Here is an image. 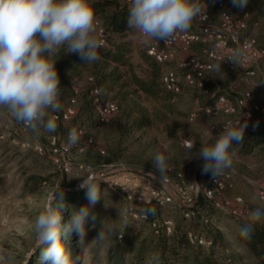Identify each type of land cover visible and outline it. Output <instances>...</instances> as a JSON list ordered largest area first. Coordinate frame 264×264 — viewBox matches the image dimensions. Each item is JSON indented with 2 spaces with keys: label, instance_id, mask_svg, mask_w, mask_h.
I'll list each match as a JSON object with an SVG mask.
<instances>
[{
  "label": "rangeland",
  "instance_id": "1",
  "mask_svg": "<svg viewBox=\"0 0 264 264\" xmlns=\"http://www.w3.org/2000/svg\"><path fill=\"white\" fill-rule=\"evenodd\" d=\"M219 1L232 15L249 13L245 33L256 39L260 49L264 48V0H248L243 8L234 6L232 0H204L209 22L214 26L219 22ZM193 29L195 21L189 30ZM117 38L130 42L135 61V49L145 50L149 44L141 43L134 31L118 35ZM190 50L199 54L201 46L195 44ZM184 56L185 53L178 50L173 60L162 64L164 72L174 71L181 86L178 93L171 94L168 101L131 94L121 104L114 95L118 107L112 118L105 124L86 122L84 138L75 146L70 145L68 138L64 137L65 129L80 125L79 120L85 113L94 116L92 110L84 111L82 108L88 101L86 91L90 63H84L76 53L61 49L59 55L54 57L57 59L55 67L62 87L61 105L63 107L68 98L74 97V106L78 111L76 117L61 125L56 122L57 129L53 133L41 130L37 135L15 122L7 110L0 109V250L11 252L15 264H38L39 250L35 255L32 254L36 244L34 222L44 211L51 191L57 187H62L64 192L82 191V200H79L78 195H64L66 203L61 210L62 224L68 222L72 209L88 203L86 189L79 187L83 180L98 187L102 199L93 209L97 213L96 224L95 227L91 223L87 226L85 241L78 245V237L73 234L67 244L74 254L80 256L81 264H151L154 255L152 239L157 234L152 233L147 223L129 214V204L107 188L105 176L116 171L127 172L126 168L133 167L151 173L156 183L161 185L159 180L163 177L153 164L155 154L160 152L168 157L169 166L173 163L172 159L178 158L175 162L181 167L186 179L184 183L190 180L205 182L204 174L201 173L202 178L198 179L196 173L204 163L199 156L201 144L207 146L213 142L206 135V130H211L215 137L213 126L238 119L241 115V108H236L229 115H192L199 105L213 102L214 96L219 93L225 94L228 101L233 103L234 98L241 93L250 92L251 100L258 105L254 114L264 123L262 58L251 62L249 67L236 64L232 68L221 65V69H217L218 64H214L202 79L204 86L209 89V94H205L196 86L184 84V70L178 66ZM246 69L253 70V73L247 74ZM107 95L112 96L113 93ZM141 122L146 124L141 125ZM169 132L182 137V140L169 137ZM52 136H59L69 149L52 154L49 149ZM183 140L196 142L190 152L186 150L187 145ZM22 141L38 143L44 149L38 152L23 148L20 146ZM64 162L67 163L66 169L62 166ZM232 168L235 170V187L217 194L214 204L224 199L233 202L234 195H241L249 207L264 206V201H260L255 193L257 185L264 179V140L249 150L236 152ZM225 212L217 206L206 204L193 208V216L187 218L179 208L167 205L158 210V215L160 223L166 217L172 219L173 231H191L202 235L210 244L200 245L206 249L212 248L216 255L227 259L230 264H258L236 238L242 221ZM242 220L248 221V215ZM110 228L114 231L108 235ZM100 231L106 233L103 240L96 239ZM121 232L122 237L119 236ZM166 255L170 260L173 259L168 252ZM160 264L166 263L160 260Z\"/></svg>",
  "mask_w": 264,
  "mask_h": 264
},
{
  "label": "clouds",
  "instance_id": "2",
  "mask_svg": "<svg viewBox=\"0 0 264 264\" xmlns=\"http://www.w3.org/2000/svg\"><path fill=\"white\" fill-rule=\"evenodd\" d=\"M96 0H0V109H5L15 122L39 135L43 130L53 133L57 123L52 116L61 110L62 87L55 63L61 49L76 53L84 63L101 60L99 49L105 41L97 35ZM248 0H232L243 8ZM128 6V29L139 35L140 42H171L178 34L187 32L193 21L206 19L207 4L204 0H126ZM240 53H233L230 60L237 62ZM217 69H221L218 64ZM245 124L228 122L222 132L213 137L212 143L201 144L199 156L203 159L202 171L220 176L233 166L236 155L233 142L243 138ZM83 132L73 128L68 143L77 145ZM190 142L186 150L195 146ZM161 177L168 170V157L157 152L153 159ZM151 174V173H149ZM86 189L88 203L79 210H72L67 223L62 224L61 210L65 208L64 189L57 187L48 195L45 209L35 219V248L39 250L38 264H81L78 254L67 246L73 234L78 245L85 241L87 226L95 227L97 213L93 211L102 199L100 189L92 183L79 185ZM249 223L242 225L239 236L250 240L254 224L264 220V209L248 212ZM108 229L107 234H113ZM123 232L119 234L122 235ZM106 233L100 231L96 239L103 240ZM30 259V257H29ZM0 264H15L8 250H0ZM151 264H160L154 254Z\"/></svg>",
  "mask_w": 264,
  "mask_h": 264
},
{
  "label": "built area",
  "instance_id": "3",
  "mask_svg": "<svg viewBox=\"0 0 264 264\" xmlns=\"http://www.w3.org/2000/svg\"><path fill=\"white\" fill-rule=\"evenodd\" d=\"M121 1L126 3V0ZM218 8L219 22L216 26L209 22V15L206 12V19L195 20V29L178 34L167 44L163 41H151L145 49L146 54L159 63L171 61L175 58L178 50L183 51L185 56L178 63V66L184 69V84L196 86L205 94H209V89L204 86L202 79L204 74L213 68L214 64H221L229 68L236 66V64L249 67V64L258 58L264 60V48L260 49L256 39L245 33L250 19L249 13L241 12L238 15H232L221 1L218 2ZM97 35L104 41L103 28L98 20ZM195 44L201 46L199 54L190 50ZM235 52H239L240 55L237 58V62L233 64L230 60ZM246 73L252 74L253 70L246 69ZM91 80V77H88V81L90 82ZM162 83L166 89L174 93L180 91V83L177 82L175 73L172 70L163 73ZM89 95L96 103L95 112L102 121L107 122L116 112L117 103L114 100L103 98L96 87L90 88ZM74 103V97H70L61 111L52 113L53 118L55 120L68 121L75 113ZM236 108H241L240 118L226 120L212 127L214 136H218L228 122H232L233 125L238 126L241 125L242 121L252 118V115L258 109V105L251 100L250 92L245 91L241 93L234 98L233 103L228 101L225 94L219 93L214 96L213 102L199 105L192 115L195 113H204L211 116L220 114L229 115ZM49 143V149L54 155L56 152H66L69 149L67 143L58 144L54 136L51 137ZM184 143L188 145L190 142L185 140ZM20 146L32 148L38 152H42L44 149V146L38 143L30 144L27 141L20 142ZM66 164V162L62 164L65 169ZM105 181L107 188L127 202L142 204L152 212L158 211L167 205L174 208L181 207L184 217L187 218L193 214L191 207L200 193L207 199H212L215 194H220L235 187L234 175L229 170H225L220 176L215 177L208 172L207 184L203 185L194 180L184 183L185 179L175 189L178 198L183 204L180 205L166 189V185H169L167 178H162L161 185H158L150 174L116 171L106 175ZM256 195L260 201H264V179L259 182ZM234 196L233 202L224 199L216 201L215 205L231 214H237L239 208L244 205V200L241 195ZM129 214L141 221L150 219L147 212L137 211L133 207H129ZM148 223L152 227L158 226L155 218L150 219ZM161 224L167 234L173 229V221L170 217L164 218ZM155 231L157 232V230ZM187 237L193 243L201 245L210 244V241H207L202 235L191 231L187 232Z\"/></svg>",
  "mask_w": 264,
  "mask_h": 264
},
{
  "label": "trees",
  "instance_id": "4",
  "mask_svg": "<svg viewBox=\"0 0 264 264\" xmlns=\"http://www.w3.org/2000/svg\"><path fill=\"white\" fill-rule=\"evenodd\" d=\"M94 8L97 20L103 28V37L106 43L105 46L99 49V54L102 57L101 60L90 63L88 76L91 77L92 80L88 83L86 91L88 101H86L82 108L84 111L92 110L94 116H91L90 113H85L81 116L79 120L80 125L73 127L80 132L85 131L84 125L86 122H90L91 124L106 123L102 121L99 115L95 112L96 103L89 95V90L92 87H96L103 98L114 100L117 103V106L118 102L115 100L114 95L118 97L119 103L121 104L125 102L127 96L131 94L144 95L149 98L162 99L166 101L170 99V96H172L171 94H175L173 91L166 89L162 83V75L164 73L162 69L163 63H159L152 59L146 54L144 49H135L137 60H133V48L130 42L126 39L117 38L118 35H123L126 32L133 31L132 29H128L127 18L129 13L127 4L121 0H96ZM261 88L264 93V72ZM109 92H112L113 95L108 96L107 93ZM67 102L63 105L61 110ZM74 108L75 113L69 120L77 116V108L75 106ZM112 116L109 119H111ZM55 121L59 122L58 125H61L60 123L67 122L61 120ZM140 124L143 125L146 124V122H141ZM242 124L246 125V131L244 132L241 141L233 142V147L236 152L249 150L251 147L256 144L259 145L264 140V123L261 122L257 115L253 114L250 120L242 121L241 125ZM73 128L65 129L64 132L66 133L64 137L66 136L68 138V134ZM168 136L174 137L179 141L182 140V137H176V135L171 132L168 133ZM58 137L59 136L55 137L58 144L66 143L61 141ZM177 159V157L172 159L173 163H170L171 165L163 175V178L168 179V183L172 188H176L178 184L185 181L181 173V167L177 166L178 164L175 162ZM106 162H108V160H106ZM201 173L205 176V182L200 180L198 183L200 185H203L204 183L207 184V173H204L202 168L198 169L196 177L198 179L202 178ZM257 188L258 185L255 193ZM64 193L65 196L78 195L80 196L79 200L83 199L81 194L82 191H67ZM127 203L130 207H133L137 211L147 212L150 219L155 218L158 224L156 227H152L148 223L150 219L144 222L149 225L152 233L155 232V234H157L156 238L152 239L154 242L152 249L154 254H159L162 262H165L166 264H230L227 259H223L216 255L212 248L206 249L200 244L190 242L187 237V232L171 230V232L167 235L163 225L160 223L158 211L155 210L152 212L149 208L139 203ZM206 204L216 207L213 200L207 199L200 193L193 208L205 206ZM177 208L182 211L181 207ZM256 208L264 209V206L250 205L249 207L244 201V205L239 208L237 214H231L227 211L225 213L230 214L235 219L241 220V227L242 225L250 222L249 220L243 221L242 219L247 217L250 210ZM72 210H79V208L77 207ZM239 229L236 233L237 240L247 248L251 255L257 260L258 264H264V220L254 224V233L250 240L242 239L239 236ZM155 230H157V232ZM122 236L123 234L121 237ZM167 252L173 257L172 260H170L166 255Z\"/></svg>",
  "mask_w": 264,
  "mask_h": 264
},
{
  "label": "water",
  "instance_id": "5",
  "mask_svg": "<svg viewBox=\"0 0 264 264\" xmlns=\"http://www.w3.org/2000/svg\"><path fill=\"white\" fill-rule=\"evenodd\" d=\"M126 170L129 171V172H135V173H143L144 172V171L138 170V169L133 168V167H128V168H126ZM229 171H231L232 173L235 172V170L233 168L229 169ZM161 180L162 179H160L159 181L161 182ZM166 187L171 189V187L169 185H166ZM171 192H172V190H171ZM172 194H173V197H174L175 201L178 204L183 205L182 202L180 201V199L177 197V195L174 192H172Z\"/></svg>",
  "mask_w": 264,
  "mask_h": 264
},
{
  "label": "bare ground",
  "instance_id": "6",
  "mask_svg": "<svg viewBox=\"0 0 264 264\" xmlns=\"http://www.w3.org/2000/svg\"><path fill=\"white\" fill-rule=\"evenodd\" d=\"M176 189V188H175ZM170 193V192H169ZM176 195H177V193H176V191L174 192ZM172 196H173V194L172 193H170ZM200 195V194H199ZM199 195H198V197H199ZM216 195L217 194H215V196H214V198H212L211 200H213V201H215V199H216ZM178 197V196H177ZM198 197L196 198V200L198 199ZM235 197V196H234ZM234 197H233V199H234ZM196 200L193 202V205H192V211H193V206H194V204H195V202H196ZM182 215H183V211H182ZM184 216V215H183ZM192 216V215H191ZM190 216V217H191Z\"/></svg>",
  "mask_w": 264,
  "mask_h": 264
},
{
  "label": "crops",
  "instance_id": "7",
  "mask_svg": "<svg viewBox=\"0 0 264 264\" xmlns=\"http://www.w3.org/2000/svg\"><path fill=\"white\" fill-rule=\"evenodd\" d=\"M170 187H171V186H170ZM171 188H172V187H171ZM166 189H167L168 191H169V190L171 191V189H169V188H166ZM172 189H173V188H172ZM173 190H174V189H173ZM170 191H169V192H170ZM172 192H173V191H172Z\"/></svg>",
  "mask_w": 264,
  "mask_h": 264
}]
</instances>
